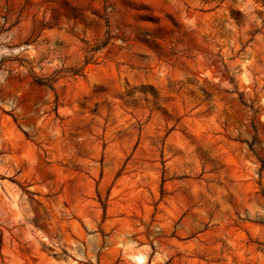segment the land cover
I'll use <instances>...</instances> for the list:
<instances>
[{"label":"rangeland","instance_id":"1","mask_svg":"<svg viewBox=\"0 0 264 264\" xmlns=\"http://www.w3.org/2000/svg\"><path fill=\"white\" fill-rule=\"evenodd\" d=\"M0 264H264V0H0Z\"/></svg>","mask_w":264,"mask_h":264},{"label":"trees","instance_id":"2","mask_svg":"<svg viewBox=\"0 0 264 264\" xmlns=\"http://www.w3.org/2000/svg\"><path fill=\"white\" fill-rule=\"evenodd\" d=\"M42 85H45V86L51 87L50 84H46V83H44V84H42Z\"/></svg>","mask_w":264,"mask_h":264}]
</instances>
